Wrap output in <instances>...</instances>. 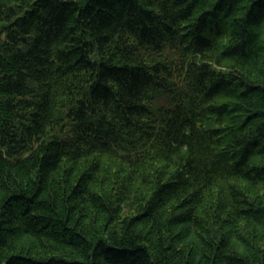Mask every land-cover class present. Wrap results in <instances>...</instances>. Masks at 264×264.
Wrapping results in <instances>:
<instances>
[{"label":"trees","instance_id":"trees-1","mask_svg":"<svg viewBox=\"0 0 264 264\" xmlns=\"http://www.w3.org/2000/svg\"><path fill=\"white\" fill-rule=\"evenodd\" d=\"M0 264H264V0H0Z\"/></svg>","mask_w":264,"mask_h":264},{"label":"rangeland","instance_id":"rangeland-1","mask_svg":"<svg viewBox=\"0 0 264 264\" xmlns=\"http://www.w3.org/2000/svg\"><path fill=\"white\" fill-rule=\"evenodd\" d=\"M135 209H136V206H135L134 202L133 201L128 202L126 204V206L124 207V211L122 213V216L134 213Z\"/></svg>","mask_w":264,"mask_h":264}]
</instances>
